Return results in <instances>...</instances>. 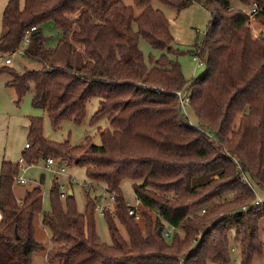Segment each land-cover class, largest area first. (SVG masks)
<instances>
[{
  "label": "trees",
  "instance_id": "1",
  "mask_svg": "<svg viewBox=\"0 0 264 264\" xmlns=\"http://www.w3.org/2000/svg\"><path fill=\"white\" fill-rule=\"evenodd\" d=\"M157 1L177 11L196 2ZM151 2L23 0L21 6L8 0L0 55L15 53L24 33L35 27L23 57L40 66L23 74L0 69L10 77L6 85L17 101L33 87L32 106L57 127L63 121L81 124L88 100L98 97L91 123L102 117L109 122L99 131V145L86 137L73 148L46 141L41 120L30 117L25 162L77 157L91 183L103 185L114 200L104 209L111 237L106 245L96 234L94 202L79 212L69 195L61 205L55 182L49 212L42 209L38 186L18 201L13 191L18 164L3 161L0 264H33L32 254L44 250L34 238L36 217L49 238L46 264H231L233 253L241 264H252L262 255L263 207L246 212L241 207L255 201L252 182L264 186V0L235 1L245 7L256 3L260 10L251 17L231 8V0L199 1L209 10L211 27L193 57L206 72L190 82L164 55L152 69L145 64L139 39L165 53L173 42L167 19ZM250 19L261 27L256 38ZM50 30L59 34L54 46L46 43ZM183 88L190 90L188 115L176 97ZM124 180L132 182L142 225L128 214ZM209 203L195 214L196 206Z\"/></svg>",
  "mask_w": 264,
  "mask_h": 264
},
{
  "label": "rangeland",
  "instance_id": "2",
  "mask_svg": "<svg viewBox=\"0 0 264 264\" xmlns=\"http://www.w3.org/2000/svg\"><path fill=\"white\" fill-rule=\"evenodd\" d=\"M5 1L6 0H0V31L2 30L1 9L6 3ZM122 1H124L126 5L133 6L132 0ZM199 1L200 0H196V2H193L190 6L177 11L173 7L164 5L157 0H152V8L161 11L168 21V29L173 38V42L172 51L165 53L153 49L145 39H139L138 47L143 54L148 69H152L155 63L161 59V55H164L166 59L178 63L186 82L195 80L205 74L206 66H199L193 60V52L195 51L196 45H200L205 33L211 27L209 10ZM235 1L236 0H231V8L249 12V7L242 6ZM135 10L137 14L140 12L138 8H135ZM250 29L256 38L258 36V30L260 31L261 27L254 19H250ZM45 36L48 46H54L59 38V34L56 36L51 30L47 33L45 32ZM20 49H26V45L21 44ZM4 66L5 65L0 62V69ZM9 67L23 74L27 71L37 70L40 66L36 61L16 53L12 56V64L9 65ZM9 79L10 77L7 74L0 72V170L4 160L12 164H17L18 160L21 157H25L27 154L24 146L29 142L27 126L30 117L39 118L41 120L42 135L46 141L55 144L67 142L69 146L74 148L83 145L87 137L92 144H100L99 131L109 126L107 117H102L97 122L91 123L92 116L100 107V98L92 97L88 100L86 104V115L81 124L76 125L71 121H63L57 127H53L46 112L32 106L33 87H31L21 100L17 101L15 90L6 85ZM189 119L191 125H196L197 121L193 116H190ZM47 157H51L55 160V164L50 168L46 165L45 160ZM47 157L45 159H35L33 162L30 161L31 163L25 162V170L23 172L22 169H19L18 175L27 180V184H14L13 191L16 199L22 200L27 191L38 186L42 191V209L44 212H49L50 188L53 182L56 183L57 189L59 185H64L65 187L69 186L79 212L84 211L86 203L94 202L96 204L94 210L96 234L101 243L110 245L111 237L107 228L106 219L97 209L98 207L103 208L104 205L112 208L110 195L106 192L105 187L101 184L94 185L91 183L87 178L86 169L77 165V157H73L72 159H64L55 155H47ZM60 167L65 169V174L60 175L54 172ZM120 188L128 203L134 204L135 198L132 190V182L130 180H124ZM252 190L255 200L262 204L263 209L260 211L264 213V186L252 182ZM226 198L230 199L232 195L228 194ZM64 200L65 198L61 199V205L63 206L65 203ZM210 205L211 203L203 207L196 206L195 214L203 213L202 208L208 209ZM198 208L201 209L199 210ZM137 221L142 225L145 220L143 218L140 220L139 218ZM115 223L118 225L116 220ZM258 226L259 239L262 242L263 253L262 255L256 256L252 264H264V216L258 220ZM120 230L122 234H124L121 228ZM34 238L43 245L44 250L32 254V263L46 264L49 238L47 232L41 226L38 217L34 219ZM237 254L238 253H233L231 264H241Z\"/></svg>",
  "mask_w": 264,
  "mask_h": 264
},
{
  "label": "built area",
  "instance_id": "3",
  "mask_svg": "<svg viewBox=\"0 0 264 264\" xmlns=\"http://www.w3.org/2000/svg\"><path fill=\"white\" fill-rule=\"evenodd\" d=\"M250 10L249 12H245L248 16H253L254 14H256L260 9L257 8L256 3H252L251 6L249 7ZM34 31H36L35 27H31L29 30H27L22 38V44L28 45L30 42V35L31 33H33ZM19 54L21 56L25 55V51L22 49H17V51L13 54H9V55H0V62L3 63L5 66H9L12 64V56H14L15 54ZM193 60L199 65V66H203L202 62L198 60L197 57H193ZM176 97H177V102H178V107L181 110V112L184 115H188V106L190 103V90L188 88H183L181 90H178L176 92ZM25 149L29 148V145L26 143L24 146ZM46 165L47 167H51L55 164V160L52 158H47L46 160ZM18 169H22V172L25 170L24 165H25V160L24 157H21L18 162ZM55 173H58L60 175L65 174V169L63 167H60L59 169L54 171ZM15 183L18 184H27V180H25L22 176L20 175H16V177L14 178ZM59 189V197L62 198H66L69 195H72V192L70 191V187H65L64 185H59L58 187ZM114 197L112 195H110V202H113ZM126 205L128 206V214L135 217L136 220H138L140 218L139 214L136 212V209L138 208L139 205V201L135 199V203L134 204H129L128 201L126 200ZM105 205L103 208L98 207L97 209L100 211L101 215H104V209H105ZM255 207H262V204L258 201H254L252 206H243L241 207V212H246L251 208H255ZM202 212H204V210H202ZM0 220H1V214H0ZM171 232V229H168L167 234H169ZM166 234V235H167ZM197 239H200V235L197 236Z\"/></svg>",
  "mask_w": 264,
  "mask_h": 264
},
{
  "label": "crops",
  "instance_id": "4",
  "mask_svg": "<svg viewBox=\"0 0 264 264\" xmlns=\"http://www.w3.org/2000/svg\"><path fill=\"white\" fill-rule=\"evenodd\" d=\"M20 1V5L22 6L23 5V0H19ZM6 3L4 4V6L2 7V11H1V13H3V10H4V8H5V6H6V4H7V2H8V0H6L5 1ZM1 19H2V14H1ZM1 32H2V30L0 31V35H1ZM28 125H29V122H28ZM27 129H28V126H27ZM5 161V160H4ZM19 171V170H18ZM22 185H24V184H22ZM71 191V190H70ZM72 192V191H71ZM18 201H20V200H18Z\"/></svg>",
  "mask_w": 264,
  "mask_h": 264
}]
</instances>
